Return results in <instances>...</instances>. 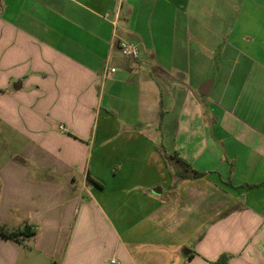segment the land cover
Returning a JSON list of instances; mask_svg holds the SVG:
<instances>
[{
    "label": "crops",
    "instance_id": "0c3cea01",
    "mask_svg": "<svg viewBox=\"0 0 264 264\" xmlns=\"http://www.w3.org/2000/svg\"><path fill=\"white\" fill-rule=\"evenodd\" d=\"M0 225V264H264V0H0Z\"/></svg>",
    "mask_w": 264,
    "mask_h": 264
},
{
    "label": "trees",
    "instance_id": "16d2710c",
    "mask_svg": "<svg viewBox=\"0 0 264 264\" xmlns=\"http://www.w3.org/2000/svg\"><path fill=\"white\" fill-rule=\"evenodd\" d=\"M162 156H163L166 163L171 158H174L181 165V169H176V171L173 173L177 177H180V178H198V177L203 176L202 172L195 170L193 167H191V165L189 163L182 160L177 155H168L167 156V155L163 154ZM93 181L96 182L95 180H93ZM33 233H34L33 228L30 225H26L25 231H22L21 233L19 231L9 230V229L5 228L4 226L0 225V234L1 235L8 237V238L16 239V240H23V238L25 236L31 235ZM228 259H229V255L224 253L214 262V264H228ZM51 264H58V263L56 260H53Z\"/></svg>",
    "mask_w": 264,
    "mask_h": 264
},
{
    "label": "built area",
    "instance_id": "2783aa9c",
    "mask_svg": "<svg viewBox=\"0 0 264 264\" xmlns=\"http://www.w3.org/2000/svg\"><path fill=\"white\" fill-rule=\"evenodd\" d=\"M102 17L111 23L113 27V37L116 40L114 45L119 48L123 58L129 60H136L138 57L137 44L134 41L130 40L127 37L122 36L119 33L121 27V15H120L119 7H117L113 12H105L102 15ZM112 73H113V68L110 65H108L104 71L103 77L109 78L112 75Z\"/></svg>",
    "mask_w": 264,
    "mask_h": 264
},
{
    "label": "water",
    "instance_id": "95a60500",
    "mask_svg": "<svg viewBox=\"0 0 264 264\" xmlns=\"http://www.w3.org/2000/svg\"><path fill=\"white\" fill-rule=\"evenodd\" d=\"M213 83V78H211L208 82L204 84V87L201 88V92L204 94H208L210 92L211 85ZM189 250H185V254L188 253Z\"/></svg>",
    "mask_w": 264,
    "mask_h": 264
},
{
    "label": "rangeland",
    "instance_id": "374dc122",
    "mask_svg": "<svg viewBox=\"0 0 264 264\" xmlns=\"http://www.w3.org/2000/svg\"><path fill=\"white\" fill-rule=\"evenodd\" d=\"M200 95V94H199ZM171 160V159H170ZM178 166H180L179 164H178ZM180 168H181V166H180ZM187 248V246H185V248L184 249H186ZM184 253H185V251H184ZM182 257V259H187V256L186 255H184V256H181Z\"/></svg>",
    "mask_w": 264,
    "mask_h": 264
}]
</instances>
